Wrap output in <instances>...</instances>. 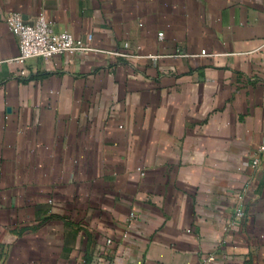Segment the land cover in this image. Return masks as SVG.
I'll use <instances>...</instances> for the list:
<instances>
[{"label": "crops", "instance_id": "crops-1", "mask_svg": "<svg viewBox=\"0 0 264 264\" xmlns=\"http://www.w3.org/2000/svg\"><path fill=\"white\" fill-rule=\"evenodd\" d=\"M263 143L264 0H0V264H264Z\"/></svg>", "mask_w": 264, "mask_h": 264}, {"label": "built area", "instance_id": "built-area-1", "mask_svg": "<svg viewBox=\"0 0 264 264\" xmlns=\"http://www.w3.org/2000/svg\"><path fill=\"white\" fill-rule=\"evenodd\" d=\"M8 23L19 40L20 52L16 60L20 63H25L34 58H48L67 52L87 53L94 50L90 44L71 32L56 31L52 22L45 16H40L34 22L29 23L24 20L20 13L15 12L9 15ZM162 35L160 33V36ZM125 47H128V43L125 44ZM115 54L128 55L123 52H115ZM25 73L26 71L23 70L22 74ZM260 150H264V143L260 146ZM257 163L258 159H255L254 164ZM134 215L132 214L131 217ZM244 215L243 208L236 211V216L243 217ZM209 259L213 260V257ZM111 264H116V262H111Z\"/></svg>", "mask_w": 264, "mask_h": 264}]
</instances>
